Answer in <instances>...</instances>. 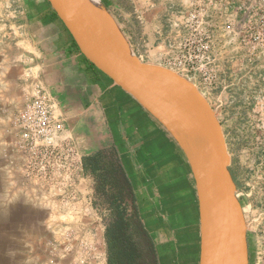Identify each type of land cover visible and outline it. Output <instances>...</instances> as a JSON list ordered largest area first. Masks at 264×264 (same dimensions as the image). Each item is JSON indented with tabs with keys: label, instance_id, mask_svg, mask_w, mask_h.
I'll use <instances>...</instances> for the list:
<instances>
[{
	"label": "crops",
	"instance_id": "0c3cea01",
	"mask_svg": "<svg viewBox=\"0 0 264 264\" xmlns=\"http://www.w3.org/2000/svg\"><path fill=\"white\" fill-rule=\"evenodd\" d=\"M230 13L237 20L249 18L251 24L256 23L264 15V0H234ZM19 14L24 22H11L9 27L17 29L21 39L17 44L0 42V264H71L85 252L96 254L93 264H106L105 211L95 215L83 197L63 205L24 177L26 155L13 122L36 75L70 118L83 155L104 147L115 149L128 168L134 190L142 192L150 223L145 225L155 244L154 228L162 238L175 239L161 213H169L164 197L157 208L142 190L154 176L159 179L162 174L178 176L180 172V179L175 176L171 185L184 186L189 203L195 190L176 140L134 97L80 53L47 0H22ZM161 225L166 226L165 232Z\"/></svg>",
	"mask_w": 264,
	"mask_h": 264
},
{
	"label": "rangeland",
	"instance_id": "374dc122",
	"mask_svg": "<svg viewBox=\"0 0 264 264\" xmlns=\"http://www.w3.org/2000/svg\"><path fill=\"white\" fill-rule=\"evenodd\" d=\"M102 2L130 52L144 63L169 68L187 78L211 105L221 124L230 157L229 169L245 216L249 264H264V48L254 41L257 35L264 38V29H252L246 19L237 20L230 13L231 0ZM21 5L22 0H0V42L17 44L21 39V33L9 27L11 22H24L19 14ZM31 49L33 45L28 46ZM207 72L215 76L211 84L205 80ZM179 175L174 172L162 174L159 179L154 176L142 191L157 208L164 197L169 213H161L164 224L169 223L171 236L177 233L181 237L189 225L193 227L195 247L188 251L185 245H178L177 239L162 238L158 230L152 229L161 264H198L196 193H190L187 203L184 186L171 185L175 176L180 179ZM136 199L148 226L145 201L138 189ZM97 208L100 215L105 211L103 206ZM161 228L166 231V226Z\"/></svg>",
	"mask_w": 264,
	"mask_h": 264
},
{
	"label": "water",
	"instance_id": "95a60500",
	"mask_svg": "<svg viewBox=\"0 0 264 264\" xmlns=\"http://www.w3.org/2000/svg\"><path fill=\"white\" fill-rule=\"evenodd\" d=\"M80 53L176 140L190 168L199 214L198 264H249L246 221L221 124L197 86L142 62L87 0H47Z\"/></svg>",
	"mask_w": 264,
	"mask_h": 264
},
{
	"label": "built area",
	"instance_id": "2783aa9c",
	"mask_svg": "<svg viewBox=\"0 0 264 264\" xmlns=\"http://www.w3.org/2000/svg\"><path fill=\"white\" fill-rule=\"evenodd\" d=\"M232 2L234 0H231ZM252 29H264V15L251 24ZM201 26V22H197ZM257 45L264 48V38L254 37ZM207 61L210 60L206 56ZM211 84L212 72L205 74ZM70 118L59 106L39 76L31 78L29 96L14 119L18 143L26 158L23 164L24 177L39 188L41 193H52L63 205L83 197L86 207L95 215L98 208L93 203L88 178L84 174L80 149L75 143ZM94 253L79 254L71 264H93Z\"/></svg>",
	"mask_w": 264,
	"mask_h": 264
},
{
	"label": "trees",
	"instance_id": "16d2710c",
	"mask_svg": "<svg viewBox=\"0 0 264 264\" xmlns=\"http://www.w3.org/2000/svg\"><path fill=\"white\" fill-rule=\"evenodd\" d=\"M84 174L95 180L97 206L105 210L106 264H161L157 245L142 218L133 184L113 148L83 155Z\"/></svg>",
	"mask_w": 264,
	"mask_h": 264
},
{
	"label": "flooded vegetation",
	"instance_id": "af4514ba",
	"mask_svg": "<svg viewBox=\"0 0 264 264\" xmlns=\"http://www.w3.org/2000/svg\"><path fill=\"white\" fill-rule=\"evenodd\" d=\"M88 178L90 179L91 196H92L93 200H98L99 201V198L95 197L96 191H95V187H94V185H95L94 177L93 176H88ZM135 196H136V191H135ZM191 228H193L192 225H189V229L187 230L186 233H184L183 236L181 235V237H180V235H177V233L175 234V239H177L176 241H178L177 242L178 245L179 246L185 245V248H187V250H185V251H188L191 247H195V235H194V239H192L193 235L191 233Z\"/></svg>",
	"mask_w": 264,
	"mask_h": 264
},
{
	"label": "bare ground",
	"instance_id": "6f19581e",
	"mask_svg": "<svg viewBox=\"0 0 264 264\" xmlns=\"http://www.w3.org/2000/svg\"><path fill=\"white\" fill-rule=\"evenodd\" d=\"M90 5L95 9V11L105 20L107 23L114 29L117 30V27L111 17L109 16L107 10L103 6L100 0H87Z\"/></svg>",
	"mask_w": 264,
	"mask_h": 264
}]
</instances>
